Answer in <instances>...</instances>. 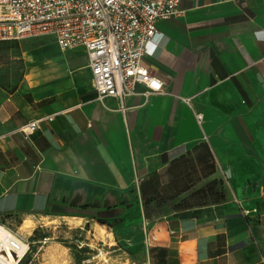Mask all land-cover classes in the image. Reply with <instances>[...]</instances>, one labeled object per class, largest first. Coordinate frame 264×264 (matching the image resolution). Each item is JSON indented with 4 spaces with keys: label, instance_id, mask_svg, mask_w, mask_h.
Listing matches in <instances>:
<instances>
[{
    "label": "crops",
    "instance_id": "0c3cea01",
    "mask_svg": "<svg viewBox=\"0 0 264 264\" xmlns=\"http://www.w3.org/2000/svg\"><path fill=\"white\" fill-rule=\"evenodd\" d=\"M179 8L146 46L145 64L163 84L148 97L136 84L122 102L98 100L83 50L33 39L47 51H31L29 68L62 73L33 88L22 79L12 93L0 87L1 218L110 224L131 235L141 264H264V0ZM30 120L39 122L25 137L18 129ZM201 146L215 169L197 179ZM178 172L179 186L197 180L165 199ZM210 182L213 200L176 206Z\"/></svg>",
    "mask_w": 264,
    "mask_h": 264
},
{
    "label": "built area",
    "instance_id": "2783aa9c",
    "mask_svg": "<svg viewBox=\"0 0 264 264\" xmlns=\"http://www.w3.org/2000/svg\"><path fill=\"white\" fill-rule=\"evenodd\" d=\"M179 4L180 0H0V41L47 38L62 52L83 50L98 100L113 97L122 102L135 93L136 84L148 97L162 93L163 84L145 64L146 46L155 37L158 21L181 15ZM201 119L197 114L198 123ZM38 122L30 120L18 131L27 137ZM253 212L258 215L256 209ZM13 226L0 217V264H22L30 247L41 242L21 237ZM142 228L150 247L155 237L148 235L145 223Z\"/></svg>",
    "mask_w": 264,
    "mask_h": 264
},
{
    "label": "rangeland",
    "instance_id": "374dc122",
    "mask_svg": "<svg viewBox=\"0 0 264 264\" xmlns=\"http://www.w3.org/2000/svg\"><path fill=\"white\" fill-rule=\"evenodd\" d=\"M20 55L24 53L27 61L22 60V67L17 65L14 69L13 63L0 64V78L8 75L12 80L19 77L22 72L23 84L27 88H33L37 85L47 83L52 78L61 74V71H48V68L40 69L37 72L35 68H29V53L39 50L38 54L44 48L41 40L25 41L18 43ZM51 47L47 44L45 47ZM37 48V49H36ZM51 50V49H50ZM15 52L14 50L5 51L4 54ZM36 54V53H35ZM37 54V55H38ZM5 61L13 60L5 55ZM34 57V56H33ZM35 59H33L34 61ZM7 69L4 70V68ZM38 73H41L37 76ZM13 82V81H12ZM213 195L208 196L205 200H213ZM200 202V200H197ZM32 224L25 223L21 225V220L13 222L14 229L18 227L19 232L29 241L40 240L30 247L29 257L25 264H75L74 254H80L81 264H141L140 259L136 257L133 250L131 235H124L121 232H114L108 226L101 224L97 220H88L86 222L76 219L54 218V217H27ZM131 233L138 234L139 230L136 224L129 228ZM35 232V233H34ZM42 235L47 237L42 239ZM44 240V241H43ZM43 241V242H42ZM83 249V252L77 253Z\"/></svg>",
    "mask_w": 264,
    "mask_h": 264
},
{
    "label": "trees",
    "instance_id": "16d2710c",
    "mask_svg": "<svg viewBox=\"0 0 264 264\" xmlns=\"http://www.w3.org/2000/svg\"><path fill=\"white\" fill-rule=\"evenodd\" d=\"M14 49H15V52H13V53L11 52L9 54H4L5 51L14 50ZM5 55H8L7 56L8 58L13 57V60H11V62H10V60L7 59V61H5L4 60L6 57ZM10 63H13V67L15 70L18 69V67H16L17 65L22 67L23 62H22V59L20 58V50H19V46H18V41L17 40H1L0 41V64H10ZM6 69H7V66H6V68H4V70H6ZM21 80H22V72L19 73V77L15 78V80H12L8 75H6V77L0 78V87L2 89H4L7 93H12L13 91H15L16 87L18 86V84ZM201 151H202V153H198L195 156L196 160H197L196 163L198 165H201L200 166L201 174H200V176H197V179L207 177L208 175L212 174L214 172V169H215L214 161H213V158H212L211 153L208 150V148L201 146ZM189 163L192 167L195 165L192 162V160ZM179 174L180 173L178 172V173H174L172 175V179L168 183L170 185V189L172 190V192L170 194H167V195L164 194L165 199H172V198L176 197L177 195L181 194L182 192L188 190L190 188V185L194 182V180H197L194 178H189V176H186V180L188 179L187 180L188 182L182 183L179 186V184H178V183H180V182H178L179 178H176ZM182 181H184V180H182ZM212 185H213V182L208 183V189L196 190L191 195L187 196L186 198H183L180 201V203H178L176 206L177 207H182V206L183 207H192L196 203L195 201H193V198L196 200H200V199H206L209 195L210 196L214 195ZM140 190H141V193L143 195L141 185H140ZM108 226H110L112 231L116 230L115 227L111 226L110 224ZM41 237H42V239H44L47 236L42 235ZM31 241H33V240H31ZM83 251L84 250L81 249L77 253H80ZM28 257H29V254L25 257L22 264H25L27 262ZM82 259L83 258H81L80 254H74L75 264H81Z\"/></svg>",
    "mask_w": 264,
    "mask_h": 264
},
{
    "label": "bare ground",
    "instance_id": "6f19581e",
    "mask_svg": "<svg viewBox=\"0 0 264 264\" xmlns=\"http://www.w3.org/2000/svg\"><path fill=\"white\" fill-rule=\"evenodd\" d=\"M29 223V224H32V221L31 220H28V219H25L22 223H21V225H23V224H25V223ZM18 234L21 236V237H25V236H23V234L21 233V232H19V230H18Z\"/></svg>",
    "mask_w": 264,
    "mask_h": 264
}]
</instances>
